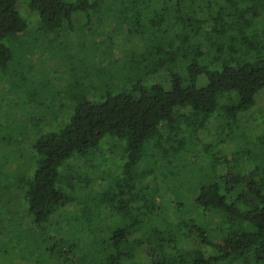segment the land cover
Listing matches in <instances>:
<instances>
[{
	"label": "trees",
	"instance_id": "16d2710c",
	"mask_svg": "<svg viewBox=\"0 0 264 264\" xmlns=\"http://www.w3.org/2000/svg\"><path fill=\"white\" fill-rule=\"evenodd\" d=\"M20 1L41 33L77 41L56 69L76 104H53L18 186L38 264H264V0H0L3 68L29 25ZM81 79L103 86L70 92ZM113 138L119 155L93 178L77 159Z\"/></svg>",
	"mask_w": 264,
	"mask_h": 264
},
{
	"label": "rangeland",
	"instance_id": "374dc122",
	"mask_svg": "<svg viewBox=\"0 0 264 264\" xmlns=\"http://www.w3.org/2000/svg\"><path fill=\"white\" fill-rule=\"evenodd\" d=\"M19 7L23 10L22 13L27 18L29 25L26 32L19 34L11 43L12 62L6 68L0 67V176L3 180L9 181L8 186H17L11 188L17 197L5 190L6 192L0 198V201L3 199L5 203H11L10 211L14 217V220L9 222L10 225L7 221H0V264H38V253L35 257L32 249L34 248V235L40 233L39 225L33 224L29 220H22L21 207L24 203V198H22L24 191L18 186L25 170L31 164L33 141L42 133L53 130L55 128L53 127L54 123L51 122L53 117L56 118L57 113L68 115V106L73 102L66 93L67 85H69L68 77L72 78L73 75H66L65 68L60 71H56V69L61 68L58 61L70 55L69 44H77L76 40L71 42L74 34H71L72 38L68 34L64 35L65 38H51L49 34L46 36L39 31V14L33 10L29 11V8L21 1ZM48 36L51 39L50 43L45 38ZM103 38L105 44L109 46L111 43L106 30ZM122 40V38L118 39L119 42ZM117 54L121 55L119 50ZM60 73L61 75H59ZM39 74L42 75L39 77ZM80 82L82 85L75 83V90L70 87V92L77 91L79 93L87 91L89 88L98 90L103 86L98 80L94 81L93 87L90 79H81ZM81 96L83 95L80 93L79 97ZM53 104L61 109L58 107L57 112L55 107L54 111ZM73 104L75 105L76 101ZM252 112L256 118L254 121L258 122L260 127H264V93L260 94ZM213 122L219 123L220 119L215 118ZM210 139L213 140V137ZM114 140L115 138L110 145L107 143L108 147L106 145L100 147L102 157L99 156V153L96 156L92 151H89L86 156H83L84 158L77 159L80 164H83L85 159H93L95 170L89 173L93 178L96 175L104 176L108 172H105V168H107L104 165L105 162L115 159L119 155V151H111L113 146H117ZM96 183L100 184L99 187L101 184L104 186L99 181ZM97 196L99 195L94 194L92 197L96 198ZM89 206L91 207V205ZM0 217H7L6 213L0 211ZM104 225L105 227L110 226L106 221ZM11 227L13 228L12 232ZM2 234L9 238H2ZM23 246L25 248L32 246L29 257H19L18 254L23 255ZM56 264H59L58 260ZM64 264H80V262L73 258Z\"/></svg>",
	"mask_w": 264,
	"mask_h": 264
}]
</instances>
